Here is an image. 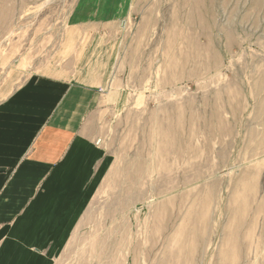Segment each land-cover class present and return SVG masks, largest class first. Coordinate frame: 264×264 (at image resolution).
Masks as SVG:
<instances>
[{"label":"rangeland","instance_id":"rangeland-1","mask_svg":"<svg viewBox=\"0 0 264 264\" xmlns=\"http://www.w3.org/2000/svg\"><path fill=\"white\" fill-rule=\"evenodd\" d=\"M33 74L110 93L51 264H264V0H0V101Z\"/></svg>","mask_w":264,"mask_h":264},{"label":"crops","instance_id":"crops-1","mask_svg":"<svg viewBox=\"0 0 264 264\" xmlns=\"http://www.w3.org/2000/svg\"><path fill=\"white\" fill-rule=\"evenodd\" d=\"M105 88L33 74L0 101V264H51L106 165L97 143Z\"/></svg>","mask_w":264,"mask_h":264},{"label":"bare ground","instance_id":"bare-ground-1","mask_svg":"<svg viewBox=\"0 0 264 264\" xmlns=\"http://www.w3.org/2000/svg\"><path fill=\"white\" fill-rule=\"evenodd\" d=\"M198 226V225H197ZM237 231H239V230H237ZM240 235V234H239ZM240 237V236H239ZM195 255V254H194ZM193 257V256H192ZM196 257V256H195ZM232 260V259H231Z\"/></svg>","mask_w":264,"mask_h":264}]
</instances>
